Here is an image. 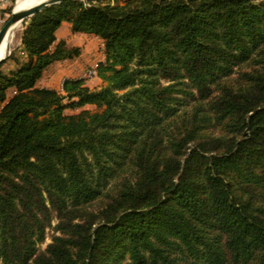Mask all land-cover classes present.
<instances>
[{
	"label": "trees",
	"instance_id": "1",
	"mask_svg": "<svg viewBox=\"0 0 264 264\" xmlns=\"http://www.w3.org/2000/svg\"><path fill=\"white\" fill-rule=\"evenodd\" d=\"M63 21L102 40V87L37 86L80 54ZM0 264H264V0L30 16L0 65Z\"/></svg>",
	"mask_w": 264,
	"mask_h": 264
},
{
	"label": "crops",
	"instance_id": "2",
	"mask_svg": "<svg viewBox=\"0 0 264 264\" xmlns=\"http://www.w3.org/2000/svg\"><path fill=\"white\" fill-rule=\"evenodd\" d=\"M11 2L12 0H0V27L3 23V15H5V8ZM70 27V23L67 21H63L60 24V26L55 32L56 42L59 40H64L68 46L79 47L80 54L72 59L56 61L44 72L41 78L37 81L38 87L52 88L60 91L62 89L63 81L66 78L86 79L88 77H91V75L89 76L86 72L88 70H85L84 68L87 62H90V66L93 67L97 65L99 61L104 59L103 42L98 36L86 33H73ZM94 42H98L99 48H101L98 54L97 47L95 46ZM14 48H12V50ZM94 55H96V57L98 58L91 60ZM2 67L5 70H9L11 68H15L16 65L14 63L7 62L4 63ZM101 82V79L98 78L97 81H95V84H101ZM86 84L88 85L87 81ZM11 94L12 91L10 90L8 92V96H10Z\"/></svg>",
	"mask_w": 264,
	"mask_h": 264
},
{
	"label": "rangeland",
	"instance_id": "3",
	"mask_svg": "<svg viewBox=\"0 0 264 264\" xmlns=\"http://www.w3.org/2000/svg\"><path fill=\"white\" fill-rule=\"evenodd\" d=\"M255 2H259V1H263V0H254ZM14 2H15V0H12V2L5 8V15H3V23L9 18V16H10V13H11V10H12V7L14 6ZM123 2V0H110V3L111 4H114V3H122ZM8 9H9V11H8ZM27 21V20H26ZM3 23H2V25H3ZM23 25H24V23L23 24H21L16 30H17V32H16V35H15V37L13 38V41H12V44H11V47L12 48H14L18 43H20V37H21V31H22V28H23ZM15 40V41H14ZM94 44H95V46L97 47V54L100 52V49L101 48H99V43L98 42H94ZM98 57H96V55H94L93 57H92V59L91 60H94V59H97ZM100 58V57H99ZM96 61V60H95ZM99 61V60H98ZM102 62L104 61V59L103 60H101ZM101 61H99L98 63H97V65H96V72L94 73V74H92L91 75V77H88V78H86V79H84V84L85 85H87L86 84V81H87V83H88V87L90 88V89H98V88H100V87H102L104 84H105V81L99 76V74H98V68H99V64L101 63ZM77 64V63H76ZM91 64H92V62H91ZM91 67L92 66H90V62H87L86 64H85V66H84V68H85V70H89V69H91ZM87 72V71H86ZM90 76V75H89ZM98 78H100L101 79V84H95V81H97V79ZM81 109H83V108H75V109H70V108H66L65 110H64V113L65 114H74V113H78ZM84 109H87V110H89V111H91V112H94V111H97V110H99L97 107H95L94 105H89V104H87V105H85L84 106ZM55 223H56V219L54 218L53 220H52V224H51V226H49V227H47L46 228V233H45V237H44V240L43 241H41V242H38L37 243V247L40 249V250H42V249H44L46 246H47V244L48 243H50L51 242V239H52V236L54 235V234H56V232L54 231V229H53V225H55Z\"/></svg>",
	"mask_w": 264,
	"mask_h": 264
},
{
	"label": "water",
	"instance_id": "4",
	"mask_svg": "<svg viewBox=\"0 0 264 264\" xmlns=\"http://www.w3.org/2000/svg\"><path fill=\"white\" fill-rule=\"evenodd\" d=\"M17 0H15L14 2V6L12 7L11 13L9 18L3 23V25L0 27V45L3 42V40L9 35L12 34L16 31V26L18 24H23L26 22V20L32 16L33 14H35L36 12L61 3L65 0H41L39 2H37L36 4L26 8V9H22V10H15V3ZM12 47L11 45L8 46V52L6 55H4L2 58H0V65L1 63L7 58V56L11 53Z\"/></svg>",
	"mask_w": 264,
	"mask_h": 264
},
{
	"label": "bare ground",
	"instance_id": "5",
	"mask_svg": "<svg viewBox=\"0 0 264 264\" xmlns=\"http://www.w3.org/2000/svg\"><path fill=\"white\" fill-rule=\"evenodd\" d=\"M39 1H41V0H17L15 3V10L18 11V10L26 9V8L36 4ZM19 26H20V24H18L16 26V28ZM16 32H17V30L12 34H9L1 43V45H0V58H2L4 55L7 54L8 46L12 44V41L16 35Z\"/></svg>",
	"mask_w": 264,
	"mask_h": 264
},
{
	"label": "built area",
	"instance_id": "6",
	"mask_svg": "<svg viewBox=\"0 0 264 264\" xmlns=\"http://www.w3.org/2000/svg\"><path fill=\"white\" fill-rule=\"evenodd\" d=\"M5 1V0H4ZM96 72V65L95 66H93V67H91V69H89L88 71H87V74L88 75H92V74H94Z\"/></svg>",
	"mask_w": 264,
	"mask_h": 264
}]
</instances>
